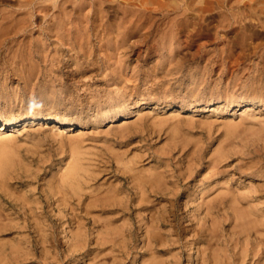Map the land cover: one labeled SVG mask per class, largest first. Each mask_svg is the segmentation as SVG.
I'll return each mask as SVG.
<instances>
[{"label":"rangeland","instance_id":"1","mask_svg":"<svg viewBox=\"0 0 264 264\" xmlns=\"http://www.w3.org/2000/svg\"><path fill=\"white\" fill-rule=\"evenodd\" d=\"M21 1L0 0V127L7 120L21 121L0 129V163L11 164L0 168L4 175L0 176V264H131L135 258L137 264H190L191 259L193 264H264V107L237 105L247 98L264 102V15L255 16L262 19L259 22L250 21L245 11L246 22L233 18L226 30L216 23L221 20L216 12L225 9L221 0H212L216 4L210 7L208 0H201L204 6L198 0L195 4L180 0L183 5L179 0H173L176 5L172 0H149L151 5L143 4V10L136 7L144 0ZM167 1L171 7L163 5ZM116 3L125 5L120 9ZM159 3L166 11L156 7ZM216 5L220 9H214ZM100 6L108 10L100 11ZM150 8L148 13L156 16L144 14V22L139 20L140 12ZM71 10L80 23L74 22ZM191 11L201 13L204 22L184 30L180 22ZM101 12L111 17L102 19ZM171 15L179 28L171 30ZM135 18L145 24L138 27ZM205 20L212 22L207 25ZM251 22L256 26L250 28ZM97 32L104 37L100 39ZM222 32L227 35L221 37ZM171 34L177 39L171 40ZM167 38L171 45L163 43ZM21 55L30 60L28 66ZM30 113L43 118L23 121ZM53 119L59 126H50ZM79 163L85 168L80 164L82 178L64 181V173ZM205 180L209 181L201 192ZM65 184L71 190L67 204L57 200L58 188L54 189Z\"/></svg>","mask_w":264,"mask_h":264},{"label":"bare ground","instance_id":"2","mask_svg":"<svg viewBox=\"0 0 264 264\" xmlns=\"http://www.w3.org/2000/svg\"><path fill=\"white\" fill-rule=\"evenodd\" d=\"M24 1H25V0H23V1H21V2H24ZM30 1L33 2V3H35V2H37L38 0H36L35 2L32 1V0H30ZM30 1H26L27 4H29ZM45 1H46V0H45ZM68 1H69V0H68ZM88 1H89V0H88ZM99 1H101V0H99ZM125 1H126V0H125ZM125 1H124V2H125ZM151 1H154V0H151ZM155 1H156V0H155ZM164 1H166V0H163V1L161 0V3H165ZM170 1H171V0H170ZM188 1H189V3H190L192 0H188ZM188 1H187V2H188ZM194 1H195V0H194ZM198 1L201 2V0H198ZM203 1H204L205 3H207L208 1H210V2L208 3V6H209V7H210L209 4H211V5H212V4H214V5L216 4V1H212V0H208V1H207V0H206V1L203 0ZM221 1H222V4L225 3V4H224V8H225V9H222V10H220V11L218 10V11L216 12V15H217V16L219 15L218 17H217V16H216V17H217V18L221 17V20H220V18H219V19L216 21V23L219 21V23H220L219 25H222V27L224 26V28H227V27L231 26V24H233V18H235L237 21L240 20L241 23H245L246 21L243 22V18L245 19V17H244V13H245V11H248V12H246V13H248L249 16L251 15L250 19L252 18V20L249 19L250 21L258 20V22H259V21H261L262 19H259L258 17L256 18L255 16H259V17L261 18V17L264 15V6H263V5H264V0H251L252 2H250V0H249V4H246V5H243V4L241 3L242 0H237V1H235V0H221ZM244 1H245V0H244ZM244 1H243V2H244ZM31 2H30V3H31ZM41 2H43V0H42V1L40 0V3H41ZM56 2H58V1H56ZM61 2H62V1H61ZM63 2H64V1H63ZM102 2H103V1H102ZM104 2H106V0H105ZM104 2H103V3H104ZM107 2H108V0H107ZM107 2L104 3V4H107ZM119 2H120V1H119ZM119 2H118V3H119ZM121 2H122V1H121ZM135 2H136V1H135ZM139 2H141V1H138V3H139ZM142 2H143V3H139V4H141V6H138V3H137V7L135 6L136 9H138V7H139L140 9L142 8V10H143L144 7H142V5L144 4L143 6L146 7V6H148L149 3H150L149 0H144V1H142ZM158 2H160V1L158 0ZM167 2H168V1H167ZM172 2H173V0H172ZM172 2H171V3H172ZM179 2H182L181 4L183 5V3H184L185 1L183 2V1H180V0H179ZM212 2H213V3H212ZM214 2H215V3H214ZM217 2H218V1H217ZM245 2H246V1H245ZM33 3H32V4H33ZM64 3H65V2H64ZM66 3H67V2H66ZM81 3H82V2H81ZM89 3H90V2H89ZM92 3H93V2H92ZM111 3H112V2H111ZM127 3H128V2H127ZM127 3H126V6H127ZM130 3H131V4H130ZM130 3H128V4H130V5L133 4L131 1H130ZM152 3H153V2H152ZM169 3H170V2H168V4H163V5L166 6V8H167V5H170V7H171V4H169ZM195 3H196V1L194 2V4H195ZM201 3H202V2H201ZM201 3H200V5H201ZM240 3H241L242 5H241ZM37 4L39 5V3H36V5H37ZM82 4H83V3H82ZM87 4H88V3H87ZM90 4H91V3H90ZM95 4H97V3H95ZM99 4H100V3H99ZM99 4H98L97 7H99ZM119 4H120V3H119ZM119 4H118V5H119ZM173 4H174V2H173ZM177 4H178V1H177ZM185 4L188 5V3H185ZM185 4H184V5H185ZM244 4H245V3H244ZM33 5L35 6V4H33ZM33 5H32V6H33ZM111 5H112V4H111ZM111 5H110V6H111ZM113 5H114V4H113ZM113 5H112V6H113ZM118 5H117V3H116L115 6H117V7H119V8L121 9L122 5H123V7H124L125 3L122 4L121 7L118 6ZM130 5H129L128 7H129V9H132L133 5H132L131 8H130ZM135 5H136V3H135ZM150 5H151V3H150ZM155 5H157L156 7L159 8L162 4L159 3V4H155ZM155 5L153 4V5H152L153 7H151V8H154V10L150 8V11H149V10H148V11L145 10V11L143 12V14H142V12H140L139 10H137V12H138V11L140 12V15H138L139 20L142 19V17L144 16V14H149L148 12L152 13V10L155 11V7H154ZM163 5H162V7H163ZM174 5H176V3H175ZM182 5L180 6V5L178 4L177 6L182 7ZM187 5H186V7H185L186 9H187ZM200 5H199V7H201ZM202 5L204 6L203 3H202ZM261 5H262V6H261ZM24 6H26V4H25ZM27 6H28V5H27ZM59 6H60V5H59ZM79 6H81V5H79ZM82 6H83V5H82ZM82 6H81V7H82ZM90 6H93V5H90ZM101 6L103 7V5H101ZM101 6H100V11L103 10V11L105 12L106 9L108 10V8H106L105 10H104V9L101 10ZM106 6H107V5H106ZM115 6H114V7H115ZM158 6H159V7H158ZM172 6H173V5H172ZM177 6H174V7H177ZM190 6H193V5H190ZM190 6H189V7H190ZM194 6H195V5H194ZM194 6H193V9H195ZM203 6H202V7H203ZM205 6H206V5H205ZM208 6H206L207 8L205 7V9H204L205 11H206V9H207V10L209 9ZM216 6H217V5H216ZM216 6H213L214 9H215V8H219V9H220V6H219V7H218V6L216 7ZM38 7H39V6H38ZM81 7H80V8H81ZM94 7H95V6H94ZM107 7H108V6H107ZM123 7H122V8H123ZM162 7H160L159 9H161ZM170 7H169V8H170ZM180 7L176 8V9H179ZM195 7H197V6H195ZM33 8H36V7H33ZM33 8H32V9H33ZM115 8H116V7H115ZM126 8H127V7H126ZM133 8H134V7H133ZM146 8H149V7H146ZM166 8H164V10H165ZM169 8H168V11L171 10V9H169ZM182 8H183V7H182ZM190 8H191V7H190ZM190 8H188V10H189ZM243 8L246 9V10L243 11ZM96 9L98 10V8H96ZM111 9H112V8H111ZM116 9H118V8H116ZM144 9H145V8H144ZM173 9H174V8H173ZM173 9L171 10V12L173 11ZM197 9H198V8H197ZM199 9L202 10L203 8H199ZM11 10L13 11V9H11ZM76 10H77V9H76ZM113 10H114V9H113ZM161 10H163V8H162ZM161 10H160V11H161ZM164 10H163V11H164ZM180 10H181V8H180ZM195 10H196V9H195ZM195 10H193V11H195ZM201 10H200V11H201ZM204 10H203V13H204ZM209 10H210V9H209ZM212 10H213V9H211V11H212ZM12 11H11V13H12ZM114 11H115V10H114ZM123 11H124V10H123ZM129 11H131V10H129ZM160 11H159V12H160ZM165 11H166V10H165ZM174 11H175V10H174ZM174 11H173V12H174ZM183 11H184V8H183ZM211 11H209V13H211ZM71 12L74 13V15H75V12H73L72 10H71ZM71 12H70V14H71ZM95 12H96V11H95ZM95 12H94V10H93V13H95ZM107 12H108V11H107ZM107 12H106V14H107ZM115 12L117 13L118 10L115 11ZM119 12H120V10H119ZM125 12H126V11H125ZM127 12H128V11H127ZM132 12H133V10H132ZM145 12H146V13H145ZM177 12H178V11H176V13H177ZM184 12H185V11H184ZM184 12H183V13H184ZM191 12H192V11H191ZM195 12H196V11H195ZM195 12H194V13L192 12L193 14L191 13V14H192L191 16H190V15H187L188 18H185V19L183 20L184 23H183V22H180V23H182V26H183L184 30H185L188 26H189V28H192V27H190V25H192V24H195V25L197 24V25H198V24L202 23V21L204 20V18H203L202 21H201V13H195ZM206 12H207V11H206ZM7 13H8V12H7ZM11 13H9V14H11ZM62 13H63V11H62ZM89 13H90V12H89ZM93 13L91 12V14H93ZM99 13H100V12H99ZM101 13H102V12H101ZM111 13H114V12H112V10H111ZM120 13H121V12H120ZM122 13H123V12H122ZM163 13H164V12H163ZM166 13H168V12H166ZM176 13L173 14V15H176ZM183 13H180V12H179V14H182V16H183ZM186 13H188V12L186 11ZM207 13H208V12H207ZM212 13H214V12H212ZM246 13H245V14H246ZM54 14H55V13H54ZM57 14H58V13H57ZM64 14H65V13H64ZM64 14H63V15H64ZM66 14H68V15L70 16L69 13H66ZM76 14H77V13H76ZM97 14H98V11H97ZM97 14L95 13V15H97ZM102 14H103V13H102ZM102 14H101L102 19H103L104 17H106V16L109 15V14H108V15L104 16V14H103V15H102ZM134 14H135V12H134ZM161 14H162V13H161ZM161 14H160V15H161ZM169 14H170V13H169ZM169 14H168V15H169ZM171 14H172V13H171ZM188 14H189V13H188ZM204 14H206V13H204ZM248 14H247V15H248ZM59 15H60V14H59ZM59 15H58V16H59ZM63 15H62V16H63ZM77 15H80L79 12H78ZM111 15H112V14H111ZM113 15H114V14H113ZM118 15H119V14H118ZM118 15H117V16H118ZM120 15H121V14H120ZM122 15H125V14H122ZM122 15H121V18L123 17ZM136 15H137V13L135 14V16H136ZM149 15H150L151 17H152V16H154V17L156 16V15H153V14H149ZM157 15H158V14H157ZM162 15H164V14H162ZM162 15H161V16H162ZM177 15H178V14H177ZM177 15L175 16V18L177 17ZM206 15H209V14H206ZM206 15H203V16H206ZM214 15H215V14H214ZM252 15H254V18H255L254 20H253V16H252ZM103 16H104V17H103ZM126 16L129 18L128 15H126ZM126 16H124V17H126ZM130 16H133V14H130ZM158 16H159V15H158ZM158 16H157V17H158ZM165 16H166V14L164 15V17H165ZM171 16H172V15H171ZM178 16H179V15H178ZM189 16H190V17H189ZM203 16H202V17H203ZM209 16H210V15H209ZM212 16H213V15L211 14L210 17H212ZM4 17H5V16H3V18H4ZM60 17H61V16H60ZM65 17H67V16H64V19H65ZM75 17H76V15H75ZM86 17H87V14H86ZM88 17H89V16H88ZM101 17H99V18L101 19ZM108 17L110 18L111 16L109 15ZM115 17H116V16H115ZM127 17H126V19H128ZM133 17H134V16H133ZM133 17H132V18H133ZM136 17H137V16H136ZM151 17H150V18H151ZM169 17H170V16H169ZM184 17H185V16H184ZM184 17H183V18H184ZM213 17H214V19L216 18L215 16H213ZM263 17H264V16H263ZM23 18H24V16H23ZM26 18H27V17H26ZM55 18H56V17H55ZM55 18H54V19H55ZM58 18H59V17H58ZM69 18L71 19V17H69ZM73 18H74V16H73ZM79 18H80V16H79ZM90 18H91V17H90ZM90 18H89V19H90ZM112 18H113V17H112ZM121 18H120V19H121ZM132 18H131V19H132ZM138 18H135L136 21H137ZM143 18H144V17H143ZM145 18H146V16H145ZM158 18H161V17H158ZM162 18H163V17H162ZM166 18H168V16H167ZM178 18H180V17H178ZM178 18H177V19H178ZM181 18H182V17H181ZM181 18H180V19H181ZM183 18H182V19H183ZM27 19H28V18H27ZM54 19H53V20H54ZM64 19L61 18L60 20H63V22L66 23V22L64 21ZM66 19H67L66 21H68V18H66ZM80 19H81V18H80ZM87 19H88V18H87ZM93 19H94V18H93ZM115 19H116V18H115ZM118 19H119V16H118ZM118 19H116V20H118ZM120 19H119V20H120ZM133 19H134V18H133ZM152 19H153V18H152ZM154 19H155V18H154ZM164 19H165V18H163V21H164ZM172 19H173V21L175 20V19H174V16H172ZM172 19L169 18L168 20L170 21V20H172ZM177 19H176V20H177ZM206 19H207V18H206ZM208 19H211V18H208ZM263 19H264V18H263ZM7 20H8V19H7ZM18 20L20 21V18H19ZM18 20H16V21H18ZM23 20L25 21L26 19H23ZM30 20H31V18H30ZM71 20H72V19H71ZM78 20H79V19H78ZM78 20H77V17H76L75 21H74V20H72V21L76 22V21H78ZM90 20H91V19H90ZM94 20H95V19H94ZM94 20H93V21H94ZM107 20H108V18H107ZM113 20H114V18H113ZM113 20H112V21H113ZM129 20H130V19H129ZM129 20H128V21H129ZM142 20H143V22H144V19H142ZM148 20H149V17H148ZM158 20H159V19H158ZM158 20H157L156 22H158ZM160 20H162V19H160ZM165 20H166V19H165ZM168 20H167V23L170 24V22H171V26H170V25H169V26H170V28H171V30H172V29L174 28V26L177 25V23H176V21H174L173 23H172V21L168 22ZM178 20H179V19H178ZM212 20H213V19H212ZM236 20H235V21H236ZM246 20H247V18H246ZM249 20H247L248 23H250ZM3 21H4V20H2L1 22L3 23ZM12 21H13V20H12ZM21 21H22V20H21ZM27 21H28V20H26V22H27ZM58 21H59V20H58ZM102 21H105V22H106V18H105V20H102ZM126 21H127V20H125V22H126ZM136 21L134 20V22H132V23L134 24V23H136ZM153 21H155V20H153ZM181 21H182V20H181ZM205 21H207V25H208L209 22H210L211 20H210V21H209V20H205ZM235 21H234V22H235ZM240 21H239V23H240ZM262 21H264V20H262ZM53 22H54V21H53ZM61 22H62V21H61ZM74 22H73V23H74ZM85 22L87 23V20H86ZM85 22H84V23L82 22V23L85 24ZM88 22H89V21H88ZM91 22H92V21H91ZM94 22H96V21H94ZM94 22H93V24H94ZM107 22H108V21H107ZM109 22H110V21H109ZM109 22H108V23H109ZM114 22H115V21H114ZM137 22H140V23H141L142 21H137ZM145 22H146V21H145ZM159 22H160V21H159ZM161 22H162V21H161ZM203 22H204V21H203ZM211 22H212V21H211ZM255 22H256V21H255ZM258 22H257V24H258ZM4 23L6 24L5 21H4ZM14 23H15V20H14V22H13V25H14ZM17 23H18V22H17ZM20 23L22 24V22H20ZM24 23H25V22H24ZM57 23H59V22H57ZM64 23H62V24H64ZM69 23H70V21H69ZM71 23H72V22H71ZM79 23H80V20H79ZM99 23H102V22H99ZM99 23H98V24H99ZM108 23H107V24L105 23V24L107 25V29L109 28L108 26L110 25V23H109V25H108ZM118 23H119V22H117V23H115V24H118ZM120 23H121V22H120ZM130 23H131V22H130ZM140 23L138 24V27L141 26L142 24H145V23H141V24H140ZM148 23H150V22L147 21L146 26H147ZM151 23H152V22H151ZM154 23H155V22H154ZM175 23H176V24H175ZM180 23H179V24H180ZM236 23H237V22H236ZM248 23H246L245 25H247ZM11 24H12V23H11ZM54 24H55V22H54ZM111 24H112V22H111ZM113 24H114V23H113ZM113 24H112V25H113ZM136 24H137V23H136ZM152 24H153V23H152ZM152 24H151V25H152ZM179 24H178V25H179ZM217 24H218V23H217ZM217 24L213 26L212 23H211V25H212L213 27L217 26ZM234 24H235V23H234ZM251 24H252V22H251ZM251 24H250V25H251ZM263 24H264V23H263ZM3 25H4V24H3ZM3 25H2V26H3ZM7 25H9V24L7 23ZM7 25H6V27H7ZM16 25H17V24H16ZM76 25H78V24H76ZM79 25H81V24H79ZM89 25H90V24H88V26H89ZM96 25H97V24H96ZM99 25H100V24H99ZM106 25H105V26H106ZM119 25H120V24H119ZM121 25H122V24H121ZM121 25H120V26H121ZM124 25H127V24H124ZM128 25H130V24H128ZM148 25H149V24H148ZM153 25H154L153 27L156 28L155 24H153ZM159 25H162V24H159ZM178 25H177V26H178ZM180 25H181V24H180ZM197 25H196V26H197ZM202 25H205V24H202ZM202 25H201V26H202ZM207 25H206V26H207ZM219 25H218L217 27H220ZM236 25H237V26H240V24H239V25L236 24ZM248 25H249V24H248ZM253 25H255V24H252V26H251L250 28L254 27ZM260 25H261V23H260ZM9 26H11V25H9ZM14 26H15V25H14ZM17 26H18V25H17ZM19 26H20V25H19ZM21 26H22V25H21ZM21 26H20V27H21ZM58 26H59V24H58ZM72 26L74 27L73 24H72ZM86 26H87V24H86ZM88 26H87V27H88ZM101 26H102V25H101ZM120 26H119V27H120ZM133 26H134V25H133ZM164 26H165V25H164ZM164 26H163V27H164ZM177 26H175V27H177ZM196 26H195V28H198L200 25H199L198 27H196ZM201 26H200V28L203 29V27H201ZM255 26H256V25H255ZM4 27H5V25H4ZM6 27H5V28H6ZM15 27H16V26H15ZM23 27H24V26H23ZM26 27H27V26H26ZM52 27H53V25H52ZM54 27H56V26H54ZM63 27H64V25H63ZM63 27H61V24H60V28L64 29ZM78 27H79V26H78ZM80 27H81V26H80ZM82 27H83V26H82ZM92 27H93V26H92ZM98 27H99V29L101 28L100 26H98ZM98 27H97V29H98ZM111 27H112V26H111ZM114 27H115V26H114ZM117 27H118V26H117ZM125 27H126V26H125ZM125 27H124V28H125ZM204 27H205V26H204ZM232 27H233V25H232ZM243 27H245V26H240V28H242V30H245L246 27H245V28H243ZM247 27H248V26H247ZM257 27H258V25H257ZM262 27H264V26H262ZM11 28H12V27H11ZM13 28H14V27H13ZM16 28H17V27H16ZM16 28H15V29H16ZM71 28H72V27H71ZM71 28H70V29H71ZM84 28H85V25H84ZM89 28H90V26H89ZM120 28H121V27H120ZM122 28H123V27H122ZM146 28H147V27H146ZM159 28H160V26H159ZM164 28H165V27H164ZM178 28H179V26H178ZM183 28H182V29L180 28V30L182 31ZM195 28H194V29H195ZM210 28H211V27H210ZM210 28H208V30H209ZM220 28H221V27H220ZM233 28H234V27H233ZM233 28H231V29H233ZM235 28H236V27H235ZM255 28H256V27H255ZM6 29H7V28H6ZM8 29H10V28L8 27ZM18 29H19V28H18ZM56 29H57V28H55V30H56ZM76 29H77V27H76ZM85 29H86V28H85ZM87 29H88V28H87ZM87 29H86V30H87ZM97 29L95 28L96 31H97ZM99 29H98V30H99ZM101 29H102V28H101ZM101 29H100V30H101ZM107 29H105V30H107ZM109 29H112V28H109ZM109 29H108V30H109ZM117 29H118V28H117ZM117 29H115V30H117ZM126 29H128V27H127ZM150 29H152V28H150ZM157 29H158V28H157ZM165 29H166V28H165ZM174 29H175V28H174ZM217 29H218V28H217ZM228 29H229V28H227L226 30H228ZM238 29H239V28H238ZM253 29H254V28H253ZM0 30L2 31V29H0ZM59 30H60V29H59ZM93 30H94V29H93ZM102 30H104V29H102ZM102 30H101V31H102ZM120 30H122V29H120ZM120 30H119V31H116V32H120ZM128 30H129V29H128ZM153 30H154V29H153ZM155 30H156V29H155ZM155 30H154V32H153L154 35H155V32L157 31V30H156V31H155ZM167 30H168V28H167ZM167 30H166V31H167ZM178 30H179V29H178ZM178 30H177V31H178ZM206 30H207V28H206ZM211 30H212V29H211ZM211 30H210V31H211ZM219 30H220V29H219ZM224 30H225V29H224ZM224 30H223V31H224ZM235 30H237V29H235ZM248 30H249V29H248ZM248 30H246V31H248ZM250 30H252V29H250ZM5 31H6V30H5ZM8 31H10V30H8ZM56 31H57V33L59 32V33L61 34V30H60V31L56 30ZM84 31H85V30H84ZM87 31H89V30H87ZM87 31H85V32H87ZM96 31H95V32H96ZM123 31H124V30H123ZM123 31H122V33H124ZM130 31H131V30H130ZM139 31H141V30L139 29ZM150 31H151V30H149L148 32H150ZM162 31H163V30H161V32H160L161 35H162ZM188 31H189V30H188ZM198 31H200V29H199ZM203 31H205V30H203ZM215 31H216V28H215ZM229 31L231 32V31H234V30H229ZM237 31H240V30H237ZM237 31H234V32H237ZM246 31H245V32H246ZM253 31H254V30H253ZM253 31H252V33H253ZM255 31H256V30H255ZM255 31H254V32H255ZM106 32H107V34H109L108 31H106ZM106 32H105V33H106ZM113 32H114V31H113ZM113 32H112V33H113ZM127 32H128V31H127ZM142 32H143V31H142ZM144 32H145V31H144ZM168 32H170V30H169ZM184 32H185V31H184ZM190 32H191V30H190ZM192 32H193V31H192ZM200 32H201V31H200ZM205 32H208V31H205ZM205 32H204V33H205ZM220 32H221V31H220ZM245 32L242 31V34L244 33L243 35H245ZM248 32H249V31H248ZM2 33H4V31H3ZM82 33H83V30H82ZM89 33H91V32H89ZM93 33H94V32H93ZM97 33H98V35H99V32H97ZM97 33H95V34H97ZM130 33H131V32H130ZM134 33H135V32H134ZM137 33H138V32H137ZM140 33H141V32H140ZM153 33H152V34H153ZM157 33H158V32H157ZM163 33H164V31H163ZM165 33H166V32H165ZM171 33H173V32H171ZM181 33H183V31H182ZM216 33H217V31H216ZM216 33H215V32H214V33L212 32L211 34H214V35H215ZM222 33H223V32H222ZM225 33H228V32L225 31ZM225 33H223V35L220 34V35H222L221 37H223V36L225 35ZM240 33H241V32H240ZM246 33H247V32H246ZM249 33H250V36H251V37L254 35V33H253V35L251 34V32H249ZM5 34H7V33H5ZM63 34H64V33H62L61 35H63ZM83 34H84V36L87 35V34H85V33H83ZM91 34H92V33H91ZM91 34H88V35L90 36ZM100 34H101V32H100ZM110 34H111V32H110ZM110 34H109V35H110ZM114 34H115V33H114ZM141 34H142V33H141ZM166 34H167V33H166ZM168 34H170V33H168ZM196 34H198V33H196ZM205 34H207V33H205ZM232 34H233V33H232ZM235 34H236V33H235ZM238 34H239V33H238ZM255 34H257V33H255ZM104 35H105V34H104ZM104 35L102 34L103 37H104ZM111 35H112V34H111ZM143 35H144V34H143ZM149 35H150V34H149ZM149 35L147 34V36H149ZM157 35H158V34H157ZM161 35L159 34V36H161ZM164 35H165V34H164ZM174 35H175V34H174ZM174 35L171 34V36H170V37H171V40H172V39H173V40H174V39H175V40L177 39V38H175ZM198 35L200 36V34H198ZM201 35H202V34H201ZM203 35H204V34H203ZM207 35H208V37L210 36L209 34H207ZM214 35H213V36H214ZM217 35H218V34H217ZM226 35H227V34H226ZM226 35H225V36H226ZM247 35H249V34H247ZM84 36H83V37H84ZM96 36H97V35H96ZM99 36H100V35H99ZM102 36H100V39H102V38H101ZM123 36H124V35H123ZM152 36H153V35H152ZM178 36H179V35H178ZM180 36H181V35H180ZM199 36H198V37H199ZM205 36H206V35H205ZM237 36H238V35H237ZM126 37H127V36H126ZM129 37H131V36H129ZM141 37H142V36H141ZM166 37H167V36H166ZM173 37H174V38H173ZM201 37H202V36H201ZM214 37H215V36H214ZM219 37H220V36H219ZM221 37H220V39H221ZM240 37H241V35H240ZM243 37H244V36H243ZM243 37H241V38H242V40H243V42H244V38H245V37H244V38H243ZM246 37H247V36H246ZM251 37H249V38H251ZM143 38H145V36L142 37V39H143ZM148 38H150V37H148ZM193 38H194V36H193ZM193 38H192V39H193ZM216 38H217V36L215 37V39H216ZM234 38H235V37H234ZM84 39H85V37H84ZM86 39H88V37H87ZM100 39H99V40H100ZM103 39H104V38H103ZM111 39H112V38H111ZM116 39H117V38H116ZM124 39H125V37H124ZM163 39H166V38H163ZM179 39H180V38H179ZM210 39H211V38H210ZM210 39H209V41H210ZM217 39H218V38H217ZM225 39H226V38H225ZM225 39H224V40H225ZM229 39H230V38H229ZM229 39H226V41L228 40V42H229ZM118 40H119V39H118ZM143 40H144V39H143ZM158 40H160V39H158ZM158 40H157V41H158ZM198 40H200V39H198ZM230 40H231V39H230ZM238 40L240 41V39H238ZM238 40H237V41H238ZM245 40H247V38H246ZM251 40H252V38L250 39V41H251ZM74 41H75V40H74ZM104 41H105V39H104ZM109 41H113V40H109ZM109 41H108V42H109ZM114 41H115V40H114ZM114 41H113V42H114ZM162 41H163V40H162ZM168 41H169V39L167 38V40H164L163 43H165V42L167 43ZM193 41H194V40H193ZM219 41H220V40H219ZM231 41H232V40H231ZM248 41H249V40H248ZM250 41H249V42H250ZM106 42H107V41H106ZM115 42H116V41H115ZM119 42H120V41H119ZM119 42H116L115 44H117V43H119ZM159 42H161V40H160ZM169 42H171V41H169ZM179 42H180V41H178L177 43L179 44ZM189 42H191V41H189ZM195 42H196V41H195ZM201 42L204 43V42H206V41H201ZM201 42H200V43H201ZM222 42H223V41H222ZM224 42H225V41H224ZM228 42H227V43H228ZM233 42H234V41H233ZM243 42L241 41V44H242ZM246 42H247V41H246ZM251 42H252V41H251ZM122 43H123V40H122ZM177 43H175V44H177ZM180 43H181V42H180ZM206 43H207V42H206ZM206 43H205V44H206ZM219 43H220V42H219ZM231 43H232V42H231ZM231 43H230V46H233V44H231ZM109 44H112V42L109 43ZM156 44H157V43H156ZM161 44H162V42H161ZM167 44H168V43H167ZM167 44H166V45H167ZM169 44H170V43H169ZM169 44H168V45H169ZM172 44H174V42H173ZM178 44H177V45H178ZM236 44H237V43H236ZM244 44H247V43H244ZM249 44H250V43H249ZM81 45H82V44H81ZM101 45H102V44H101ZM120 45H123V44H120ZM170 45H171V44H170ZM201 45H203V44L201 43ZM228 45H229V44H228ZM234 45H235V42H234ZM252 45H253V43H252ZM76 46H77V45H76ZM110 46H111V45H110ZM156 46H157V45H156ZM173 46H174V45H173ZM173 46H171V47L173 48ZM206 46H207V45H206ZM223 46H224V45H222V47H223ZM249 46H250V45H249ZM249 46H248V47H249ZM72 47H73V46H72ZM103 47H104V46H103ZM138 47H139V46H138ZM161 47L163 48L164 45L161 46ZM169 47H170V46H169ZM171 47H170V49H171ZM199 47H200V46H199ZM218 47H219V46H218ZM218 47L215 48V46H214L213 49H214V50H216V49L219 50ZM222 47H220V48H222ZM234 47H235V46H234ZM234 47H233V48H234ZM236 47H237V46H236ZM239 47H240V46H239ZM75 48H76V47H75ZM75 48H74V49H75ZM118 48H119V47H118ZM175 48H176V47H175ZM203 48H205V47H203ZM223 48H224V47H223ZM225 48H226V47H225ZM225 48H224V49H225ZM241 48H242V47H241ZM78 49H79V48H78ZM210 49H212V48H210ZM210 49H209V50H210ZM231 49H232V48H231ZM243 49H244V48H243ZM173 50H174V48H173ZM176 50H177V49H176ZM202 50H203V52L205 53L204 49H202ZM214 50H213V51H214ZM220 50H221V49H220ZM222 50H223V49H222ZM22 51H23V50H22ZM207 51H208V50H207ZM207 51H206V54H208ZM224 51H225V50H224ZM224 51H223V52H224ZM228 51H230L229 48H228ZM232 51H233V50H232ZM18 52H20V51H18ZM172 52H174V51H172ZM220 52H222V51H220ZM220 52H219V53H220ZM226 52H227V51H226ZM226 52H225V53H226ZM233 52H235V51H233ZM210 53H211V55H212V54H214L215 52L212 53L211 50H210ZM225 53H222V55L224 56ZM230 53H231V51H230ZM19 54H21V53H19ZM24 54H25V52H24ZM217 54H218V53H217V51H216V57H217ZM226 54H227V55H230V54H228V53H226ZM232 54H233V53H232ZM22 55H23V54H22ZM22 55H21L20 58L23 57ZM25 55H27V54H25ZM211 55H209V57H207V56H208V55H207L206 57H207V58H210ZM222 55H221V56H222ZM262 55H263V54H262ZM18 56H20V55H18ZM219 56H220V55H219ZM223 56H222V57H223ZM230 56H231V55H230ZM230 56H228V57L231 58ZM16 57H17V56H16ZM24 57H25V56H24ZM24 57H23V58H24ZM78 57H79V56H78ZM213 57H214V56H213ZM216 57H215V58H216ZM222 57H221V58H222ZM23 58L20 59V60H21V61L23 60L22 62L24 63V61H25V62L27 61L28 57H27V59H26V57H25V58H24L25 60H24ZM211 58H212V57H211ZM215 58H213V59H214V60H217V59H215ZM221 58H220V60H222ZM224 58H225V57H224ZM229 58H228V59H229ZM14 59H15V56H14ZM30 59H31V56H30ZM77 59H78V58H77ZM213 59H211V60H213ZM18 60H19V59H18ZM20 60H19V61H20ZM28 60H29V59H28ZM78 60H79V61H77V62L79 63L81 60H80V59H78ZM218 60H219V59H218ZM229 60H230V59H229ZM15 61H16V60H15ZM21 61H20V62H21ZM29 61H30V60H29ZM31 61H32V64H35V63L37 64V62H35L33 59H32ZM75 61H76V58H75ZM208 61H209V60H208ZM22 62H21V63H22ZM33 62H35V63H33ZM209 62H210V61H209ZM212 62H213V61H211V63H212ZM218 62H221V61H218ZM12 63H13V62H12ZM27 63H31V62H26L25 64L27 65ZM82 63H83V61H82ZM215 63H216V61H215ZM221 63H223V62H221ZM225 63H226V61H225ZM225 63H224V64H225ZM18 64H19V63H18ZM32 64H30V65H32ZM76 64H77V63H76ZM76 64H75V65H76ZM16 65H17V64H16ZM77 65H78V64H77ZM83 65H84V64H83ZM27 66H28V65H27ZM34 66H35V65H34ZM34 66H33V68H34ZM80 66L82 67V64H81ZM80 66H79V67H80ZM20 67H21V66H20ZM20 67H19V68H20ZM29 67H30L29 69L32 71V67H31V66H29ZM205 67H206V66H205ZM37 68H38V67H37ZM16 69L19 70L18 67H17ZM20 69H22V70L24 71L23 68H20ZM29 69H28V70H29ZM35 69H36V68H35ZM77 69H78V68H77ZM79 69H80V68H79ZM81 69H82V68H81ZM205 69H206V68H205ZM208 69H209V68H208ZM26 70H27V69L25 68V73L27 72ZM33 71H34V69H33ZM27 73H31V72L29 71V72H27ZM32 73H33V72H32ZM263 75H264V74H263ZM260 77H261V75H260ZM262 77H263V76H262ZM258 79H259V78H258ZM258 79H257V80H258ZM262 81H263V80H262ZM253 86H256V85H253ZM257 86H258V85H257ZM253 88H254V87H253ZM255 88H256V87H255ZM258 88H259V87H258ZM262 88H264V87L262 86ZM259 89H260V88H259ZM260 90L262 91V89H260ZM260 90H259V91H260ZM263 90H264V89H263ZM255 91H256V90H254V92H255ZM256 93H257V92H256ZM259 93H260V92H259ZM260 94H261V93H260ZM262 94H263V92H262ZM263 95H264V94H263ZM258 97H259V96H258ZM262 97L264 98V96H262ZM262 97H259V98H262ZM249 98H250V97H249ZM252 98H253V97H252ZM257 103H258V106L264 107V102H259V101H257V100L248 99V98L245 99V100H241V101H239L237 105H240V106H247V107H248L249 105H255V106H256ZM168 105L171 106V103H168ZM172 106H173V105H172ZM182 107H183V106H182ZM184 107H185V106H184ZM248 108H250V107H248ZM250 109H251V108H250ZM259 109H260V108H259ZM194 110H195V109H194ZM196 110H197V109H196ZM30 111H31V110H30ZM31 112H32V111H31ZM37 113H38V112H37ZM123 113H124V112H123ZM126 113H127V112H126ZM21 114H22V113H21ZM24 114H25V113H24ZM30 114H31V113H30ZM116 114H117V113H116ZM120 115L122 116V114H120ZM114 116H115V115H114ZM116 116H117V115H116ZM118 116H119V115H118ZM123 116H124V115H123ZM29 118H30V119H34V118H35V119H42L43 116L40 115V114L26 115V117L23 119V121H26V120L29 119ZM112 118H113V117H112ZM19 121H20V120H19ZM19 121H16V120H13V121H12V119H11V120H7V121L1 123V124H2V127H0V129H5V128H7L8 126H11V125H16ZM56 121H57L56 119H53V120L50 122V123H51L50 126H56V127H57L58 123H56ZM20 122H21V121H20ZM24 123H25V122H24ZM58 126H59V125H58ZM8 138H9V137H8ZM8 138H7V139H8ZM11 138H12V137H11ZM11 138H10V139H11ZM4 139H5V137H4ZM0 141H1V140H0ZM4 142H5V141H4ZM3 148H4V147H3ZM3 148H1V149L4 150ZM6 149H7V148H6ZM6 149H5V150H6ZM16 151H17V150H16ZM9 153H10V152H9ZM13 153H14V152H13ZM7 154H8V153H7ZM1 155H2V153H1ZM15 155H16V154H15ZM13 157H14V156H13ZM16 157H19V156H16ZM3 158H4V157H3ZM6 158H7V157H6ZM11 158H12V157H11ZM13 159H14V158H13ZM17 159H18V158H17ZM19 159L21 160V158H19ZM257 159H258V158H257ZM261 159H262V158H261ZM6 160H7V159H6ZM14 160H15V159H14ZM75 160H76V159H75ZM259 160H260V159H258L256 162H258ZM18 161H19V160H18ZM21 161L23 162V159H22ZM118 161H119V160H118ZM22 162H21V163H22ZM68 162H69V161H68ZM70 162H71V161H70ZM77 162H78V161H77ZM79 162H80V161H79ZM260 162H261V161H260ZM27 164H28V163H27ZM77 164H78V163H77ZM77 164L73 165V166L75 167V168H73V169H69V167H68L69 170H67V171L64 173V175H63V176H64V177H63V180H64V181H66V182H75V180H76V181L78 182L79 178H82L83 175L80 174L81 172H80V170H79V166H80L81 163H79V165H77ZM262 164H263V163H262ZM9 165H11L9 161H6V162H5V161H4V162L2 161V162L0 163V168L4 169V168H7ZM13 165H14V164H13ZM29 165H30V164H29ZM70 165H71V164H70ZM70 165H69V166H70ZM254 165H255V164H254ZM254 165H253V166H254ZM257 165H259V164H257ZM67 166H68V165H67ZM84 166H85V165H84ZM134 166H135V165H134ZM262 166H263V165H262ZM262 166L256 168L254 171L256 172V170H260V169L262 168ZM82 167H83V166H82V164H81V168H82ZM130 167H131V166H130ZM250 167H251V166H250ZM263 167H264V166H263ZM25 168H26V167H25ZM83 168H84V167H83ZM131 168H132V167H131ZM84 169H85V168H84ZM84 169H82V170H84ZM86 169H87V168H86ZM65 170H66V169H65ZM65 170H64V171H65ZM128 170H129V169H128ZM130 170H131V169H130ZM140 170H141V169H140ZM140 170H139V171H140ZM5 172H6V171H5ZM5 172H4V173H5ZM87 172H89V171L87 170ZM263 172H264V169H263ZM136 173H137V172H136ZM140 173H141V172H140ZM140 173H139V176L142 175V174H140ZM142 173H143V171H142ZM154 173H155V172H154ZM154 173H153V174H154ZM82 174H83V173H82ZM133 174H135V173H133ZM145 174H146V173H144L143 175H145ZM1 175H2V174H1ZM1 175H0V176H1ZM78 175H79V176H78ZM131 175H132V174H131ZM137 175H138V173H137ZM2 176H4V175H2ZM80 176H81V177H80ZM134 176L136 177V175H134ZM147 176H148V175H147ZM147 176H146V177H147ZM154 176H155V175H154ZM61 177H62V176H61ZM131 177H132V176H131ZM135 177H134V179H133V177H132V179H133V180H136ZM143 177H144V176H143ZM146 177H144V178L146 179ZM157 177H158V176H157ZM1 178H2V177H1ZM88 178H90V177H88ZM145 179H143V180H145ZM147 179H148V178H147ZM147 179H146V180H147ZM153 179L155 180V177H154ZM153 179H152V180H153ZM158 179H159V177H158ZM146 180H145V181H146ZM152 180H150V178H149V181H150V182H151ZM87 181H88V180H87ZM136 181H137V180H136ZM136 181H134V182L136 183ZM141 181H142V179L140 180V182H141ZM205 181H206V182H204V186L201 187V190H200L201 192H203V191L205 190V187H206L205 184L208 183L209 180H205ZM53 182H54V181H53ZM60 182H61V181H60ZM83 182H84V181H83ZM137 182H138V181H137ZM143 182H144V181H143ZM155 182H156V181H155ZM79 183H80V181H79ZM89 183H90V181H89ZM146 183H147V182H146ZM152 183H153V182H152ZM139 184H141V183H139ZM154 184H155V183H154ZM72 185H73V184H72ZM89 185H90V184H89ZM141 185H142V184H141ZM148 185H149V184H148ZM151 185H152V184H151ZM156 185H158V183H157ZM66 186H67L66 184H65V185H61L60 187H58V185H57V187H55L54 189L58 188L57 190H58L59 195H58V197H57V200H60L61 203H66V204H67L68 201H69V199H70V198H68V197H69L68 195H69V193L71 192V190H68ZM74 186H76V185H74ZM82 186H84V184H82ZM100 186H101V185H100ZM136 186H138V185H136ZM154 186H155V185H154ZM263 187H264V186H263ZM99 188H100V187H99ZM153 188H154V187H153ZM104 189H106V187H105ZM104 189H103V190H104ZM108 189H109V188H108ZM114 189H115V187L113 186V190H114ZM139 189H140V187H139ZM145 189H146V188H145ZM150 189H151V188H150ZM82 190H83V189H82ZM82 190H81V191H82ZM84 190H85V189H84ZM84 190H83V191H84ZM97 190H98V189H96V191H97ZM109 190H110V189H109ZM74 191H76V190L73 189L72 192H74ZM98 191H99V190H98ZM98 191H97V192H98ZM100 191H102V189H101ZM100 191H99V192H100ZM114 191H115V190H114ZM114 191H113V192H114ZM145 191H146V190H145ZM200 191H199V192H200ZM97 192H96V194H97ZM99 192H98V193H99ZM110 192H111V190H110ZM113 192H112V194H113ZM149 192H150V191H149ZM152 192H153V190H152ZM53 193H54V192H53ZM94 193H95V192H94ZM104 193H105V192H104ZM141 193H142V192H141ZM146 193H147V192H146ZM81 194H82V193H81ZM92 194H93V193H92ZM92 194H91V195H92ZM96 194H94V195H96ZM112 194H111V195H112ZM115 194H116V193H115ZM115 194H114V195H115ZM143 194H144V193H143ZM257 194H258V193H257ZM72 195H73V194H72ZM72 195H70V196H72ZM82 195H83V194H82ZM97 195H98V194H97ZM116 195H117V194H116ZM202 195H203V194H202ZM146 196H147V195H146ZM96 197H97V196H96ZM119 197H120V196H119ZM141 197H142V196H141ZM151 197H152V196H151ZM263 197H264V196H263ZM54 198H55V197H54ZM90 198H91V197H90ZM110 198H111V197H110ZM112 198H114V197H112ZM117 198H118V197H117ZM92 199H93V198H92ZM100 199H101V198H100ZM100 199H99V200H100ZM120 199H121V198H120ZM139 199H140V198H139ZM146 199H147V198H146ZM238 199H239V198H238ZM85 200H87V199H85ZM85 200H84V201H85ZM107 200H108V199H107ZM107 200H106V203H107ZM118 200H119V199H118ZM142 200H144L143 197H142ZM149 200H150V198H149ZM88 201H89V200H88ZM259 201H260V199H259ZM103 202H104V201H103ZM146 202H147V201H146ZM233 202H234V201H233ZM95 203H97V202H95ZM101 203H102V202H101ZM109 203H110V202H109ZM234 203H235V202H234ZM86 204H87V203H86ZM63 205H64V204H63ZM110 206H111V205H110ZM209 207H210V204H209ZM248 210H249V209H248ZM252 210H253V209H252ZM247 212H248V211H247ZM251 212H252V211H251ZM255 212H256V211H255ZM259 212H261V211H259ZM111 213H112V212H111ZM257 213H258V212H257ZM259 214H260V213H259ZM254 215H255V214H254ZM255 216H256V215H255ZM258 216H259V215H258ZM239 217H240V216H239ZM108 218H109V216H108ZM35 219H36V218H35ZM260 220H261V219H260ZM248 221H249V220H248ZM256 221H257V220H256ZM256 221H255V223H256ZM141 222H142V221H141ZM235 223H236V222H235ZM252 223H254V221H253ZM232 224H233V223H232ZM246 224H247V223H246ZM250 224H251V223H250ZM256 224H257V223H256ZM235 225H236V224H235ZM260 225H261V224H260ZM233 226H234V225H233ZM242 227H243V226H242ZM253 228H254V227H253ZM259 228H260V227H259ZM246 229H247V228H246ZM263 229H264V228H263ZM256 230H257V228H256ZM261 230H262V227H261ZM244 231H246V230H244ZM261 232H262V231H261ZM261 232H260V234H261ZM248 234H249V233H248ZM262 234H263V233H262ZM76 235H77V234H76ZM45 237H46V236H45ZM75 237H76V236H75ZM79 237H80V236H79ZM99 237H100V236H99ZM256 237H257V235H256ZM262 237H263V236H262ZM73 238H74V237H73ZM253 238H255V237H253ZM44 239H45V238H44ZM75 239H76V238H75ZM41 240H42V239H41ZM101 240H102V238H101ZM247 240H248V239H247ZM255 240H256V238H255ZM97 241H99V240H97ZM258 241H259V239H258ZM73 242H74V241H73ZM105 242H106V241H105ZM244 242H245V241H244ZM259 242H260V241H259ZM261 242H262V241H261ZM42 243H43V242H42ZM69 243H70V242H69ZM245 243H246V242H245ZM248 243H249V242H248ZM263 243H264V242H263ZM40 244H41V243H40ZM261 245H262V244H261ZM42 246H44V245H42ZM74 246H75V245H74ZM79 246H80L81 248L84 247L83 244H80ZM255 246H257V245H255ZM259 246H260V245H259ZM263 246H264V245H263ZM257 247H258V246H257ZM44 249H45V246H44ZM254 249H255V248H254ZM263 249H264V248H263ZM256 250H257V249H256ZM47 251H48V250H47ZM250 251L252 252V250H250ZM260 253H261V251H260ZM252 254H253V253H252ZM262 254H263V251H262ZM257 255L260 256L259 253H258ZM174 256H175V255H174ZM174 256H173V257H174ZM246 258H247V257H246ZM239 259H240V257H239ZM241 259H242V258H241ZM257 259H258V258H257ZM257 259H256V261H257ZM260 261H261V260H260ZM157 263H158V262H157ZM160 263H161V262H160ZM160 263H159V264H160ZM131 264H137V258H135ZM163 264H165V262H163ZM190 264H193V259H191Z\"/></svg>","mask_w":264,"mask_h":264}]
</instances>
